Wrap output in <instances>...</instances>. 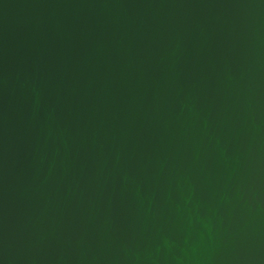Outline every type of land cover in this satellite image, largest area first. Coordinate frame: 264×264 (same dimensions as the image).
Wrapping results in <instances>:
<instances>
[{
  "label": "water",
  "instance_id": "water-1",
  "mask_svg": "<svg viewBox=\"0 0 264 264\" xmlns=\"http://www.w3.org/2000/svg\"><path fill=\"white\" fill-rule=\"evenodd\" d=\"M0 264H264V0H0Z\"/></svg>",
  "mask_w": 264,
  "mask_h": 264
}]
</instances>
